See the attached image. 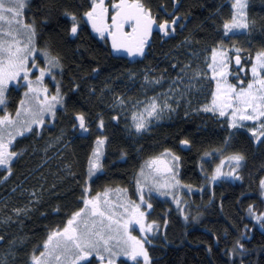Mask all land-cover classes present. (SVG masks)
Here are the masks:
<instances>
[{"label": "trees", "instance_id": "trees-1", "mask_svg": "<svg viewBox=\"0 0 264 264\" xmlns=\"http://www.w3.org/2000/svg\"><path fill=\"white\" fill-rule=\"evenodd\" d=\"M227 1L181 0L179 11L187 19L180 23L186 26H178L169 36L154 29L146 56L129 57L112 50L110 42L105 43L90 24L83 25L79 35L70 34L71 21L63 15V9L83 11L78 5L85 0H30L25 16L28 19L35 16L38 22L39 45H50L63 59V75L58 73L57 79L62 80L67 110L61 109L52 125L39 129V135H36L37 128L36 132L17 138L16 147L22 154L7 182L0 185V217L12 216L10 223L0 222V235L5 237L0 242V254L12 255L7 264H27L32 248L42 242L48 229L65 220L66 213L82 206L77 201L98 135L108 139L102 158L105 171L90 181L94 193L105 186H130L132 175L140 165L164 148H171L181 157L182 182L201 188L191 196L186 195L187 219L169 202L154 199L148 219L157 220L159 228L150 237L152 243L145 245L152 258L150 264H231L232 260L239 264L238 254L229 256L225 251L232 248L237 239L249 249L243 257L245 264H264V228L247 212L249 204L264 211V197L260 196L259 188V180L264 177V145L254 143L249 139L250 134L242 130L222 154L215 153L228 135L226 122L204 112H189L185 116L181 109L171 120L133 136L116 112L118 106H113L115 96L127 98L137 89L146 68L151 70V75L167 70V76L174 77L173 59L186 62L190 58L187 47L180 44L184 37L191 36L198 42L193 50L210 48L219 38L218 29L223 19L230 15L231 2ZM151 2L154 12L162 4H167L171 11L172 0ZM248 11L249 18L256 21L255 29L234 40L237 47L254 55L264 44V0H250ZM45 16L47 21L41 22ZM205 53L201 54L200 61ZM130 71L137 73L133 80ZM73 78L80 85L79 90L73 88ZM16 97L14 90L9 97L11 112L16 108ZM81 111L89 123L87 133L72 127L78 124L73 119L74 114ZM101 116L105 122L103 129L98 128ZM114 116L119 118L114 120ZM185 137L192 141L190 147L180 145L179 141ZM205 151L214 154L203 156ZM232 152H243L246 157L239 170L243 179L221 180L212 187L206 186L216 162ZM3 175L0 172V177ZM33 190L40 197L38 201H33L29 195ZM30 202L34 207L27 215L21 213L17 218L12 214L13 208H26ZM58 205L59 214L55 211ZM245 231L247 234L241 237V232ZM13 238L15 243L10 245ZM127 264L132 262L127 261Z\"/></svg>", "mask_w": 264, "mask_h": 264}, {"label": "snow or ice", "instance_id": "snow-or-ice-1", "mask_svg": "<svg viewBox=\"0 0 264 264\" xmlns=\"http://www.w3.org/2000/svg\"><path fill=\"white\" fill-rule=\"evenodd\" d=\"M29 3L30 0H0V169L4 172L0 179H6L13 173V165L22 154L16 147L17 138L36 132L35 126L43 128L46 122L51 124L61 109L67 110L62 80L57 79L58 73L63 75V59L50 45H39L38 22L35 16L31 19L25 16ZM249 6L250 0H231L230 15L223 19L218 29L219 38L210 48L193 50L198 42L191 36L184 37L180 44L187 47L190 58L186 62L173 59L174 77L167 76V70L151 75V70L146 68L142 73V99L131 100L123 95L114 97L113 106L125 108L130 104L131 122L127 125L130 129L141 133L153 120L158 121L177 112L183 104L186 105L185 116L189 115V110L203 111L226 122L228 135L222 147L214 150L215 153L222 154L231 146L232 138L242 130L250 134L249 139L254 143L264 145V44L253 55L237 47L234 40L251 34L255 29L256 21L249 18ZM78 7L83 11L63 9V15L70 18L69 32L72 36L79 35L83 25L90 24L92 31L105 43L110 39L112 50L124 52L129 57L146 56L154 29L169 36L176 32L178 26H186L180 23L187 19L179 11L181 0H172L171 11L167 4H162L154 12L151 0H85ZM47 19L45 16L41 22ZM205 52L209 55L204 56L201 62L200 56ZM41 58L42 65L38 62ZM92 71L98 72V69ZM136 76V72L130 71V78ZM47 78L55 82L54 92L45 82ZM206 78L215 85L210 91V99L199 107H193V91H203L202 81ZM21 88L24 91L13 114L8 108L9 97L12 91ZM73 88H80L75 78ZM157 88L160 91L157 92ZM149 91L153 92L151 96L147 95ZM118 118L113 117L114 120ZM73 119L78 121L72 125L73 128L89 132L84 112H76ZM104 127L101 116L98 128ZM107 139L103 135L95 138L88 158L86 180L77 201L82 206L66 213L65 220L48 229L42 242L32 248L28 264H127V261L150 264L152 258L145 245L152 243L149 235H154L159 228L157 220L148 219L153 209L152 201L155 194H159L172 197L177 206L181 204V199L174 192L182 185L178 178L181 157L171 148H164L158 155L144 161L135 176L136 199L128 195L127 188L120 186H105L93 194L90 181L105 171L102 158ZM179 143L187 148L192 141L185 137ZM213 154L205 151L203 156ZM245 160L243 152L223 156L209 179L213 182L242 180L239 170ZM225 161L229 163L228 172L222 171ZM67 167L71 168L70 165ZM70 174L75 176V173ZM187 187L190 189L192 186ZM259 188L260 196L264 197V177L259 180ZM29 195L33 201L40 199L34 190ZM33 207L30 202L26 208H13L12 214L18 218L21 213L27 215ZM55 211L59 214V205ZM247 212L264 228V211L249 204ZM184 215L187 219V213ZM11 220V215L0 217L4 224ZM137 226L142 237L133 234ZM246 234L245 231L240 235ZM4 239L0 235V242ZM20 239L22 243L23 237ZM12 243H15V238L10 245ZM225 251L229 256L238 254L241 257L239 264H245L243 257L249 249L241 239H237L233 247ZM0 264H7V259L0 260ZM231 264H236V261L232 260Z\"/></svg>", "mask_w": 264, "mask_h": 264}, {"label": "rangeland", "instance_id": "rangeland-1", "mask_svg": "<svg viewBox=\"0 0 264 264\" xmlns=\"http://www.w3.org/2000/svg\"><path fill=\"white\" fill-rule=\"evenodd\" d=\"M230 2H231V1H230ZM90 26H91V25H90ZM96 34H97V33H96ZM97 35H98V34H97ZM98 36H99V35H98ZM99 37H100V36H99ZM109 42H110V44H111L110 39H109ZM123 53H124V52H123ZM207 55H209V53H207V52H206L205 54L202 55L201 62L203 61L204 56H207ZM38 62L41 63V65H42V58H41L40 60H38ZM202 66H203V65H202ZM134 78H136V77H131L132 80H133ZM45 82L48 83L49 88H50V90H51V86H52V84H53L54 82L51 81L50 78H47ZM141 82H142V77H141V79H140V82H139V85H138L137 89H136L133 93L129 94V95L127 96V98H131V100H136V99H142V98H143V92L141 91ZM202 84H203V91H196V90L193 91V95H192V97H191V99H192V106H193V107H199L200 104L207 102V100L210 99V91H211V89L214 88V86H215V85H214V82H210L207 78H206L204 81H202ZM164 87L166 88V87H167V84H165ZM15 91L17 92V97H16V106H17V104H18V102H19V100H20V98H21V96H22L24 90L21 88V89H19V90H15ZM156 91L158 92V91H160V89L157 88ZM152 94H153L152 91H149V92L147 93V95H149V96H151ZM8 108H9V111H11L9 106H8ZM179 109H181L183 112H185V110H186V105H183V104H182V105L180 106ZM14 111H15V110H14ZM14 111H13V114H14ZM116 112L118 113V115H119V116L122 118V120L124 121V124H125L126 129H127V130L131 133V135H133V136H140L141 134H143V133H145V132H148L149 129H150L151 127H153V126H155V125H157V124L163 123V122H167V121L171 120V119L176 115V112H173L171 115H166V116H165L163 119H161V120H158V121H157V120H153V122L150 124V126H149V128H148L147 130H145V131H143V132H141V133H135L134 129H130V128L127 126V125L130 124V122H131V108H130V104L127 105V106H125V108H120V107H118V109L116 110ZM189 112H192V111L189 110ZM199 112H203V111H199ZM193 113H197V112H193ZM35 127H36V129L38 128V131H37V132H39L40 127H38V126H35ZM26 134H28V133H25V135H26ZM222 158H223V157H221V158L216 162V164H215L214 167H213V170L215 169L216 165L220 163V160H221ZM139 168H140V167H139ZM139 168H138L137 171L134 172L133 175H132V179H133V180H131V181H132V184H131L130 186L126 187V188L128 189V195L131 196L133 199H136V196H137V194H136V192H135V176H136V173L138 172ZM213 170H212V171H213ZM229 170H230L229 163H228V161H225L224 165L222 166V171H224V172H228ZM209 177H210V176H209ZM209 177H208V179H209ZM178 178L180 179V167H179V172H178ZM180 180H181V179H180ZM181 181H182V180H181ZM220 181H221V180H217V181H214V182H213V181H211V180L209 179L208 182H207V184H206V186L208 185V186L212 187V185H213L214 183H217V182H220ZM187 186H188L187 184H185V183L182 182V185H181V186H178V187L174 190L175 195L179 196V198L181 199V204H180L179 206H177V204L175 203V201H174V200L172 199V197H170V196H160L159 194H155V198L160 199V200H165V201L169 202L171 206H173L174 208L178 209L179 211H180V209H183V212L180 211V214H182L183 218H185V215H184V208H185V201L187 200V199H186V195H187V196H191L194 192H199V191H201V188L191 187V188L189 189ZM155 198H154V199H155ZM154 199H153V201H154ZM153 201H152V203H153ZM150 211H151V210H150ZM157 232H158V230H157ZM157 232H156V233H157ZM156 233H155V234H156ZM133 234L136 235V236H141V237L143 236V234L139 232L138 226H137L136 229L133 231ZM155 234H154V235H155ZM154 235H149V239H150V237H152V236H154ZM10 257H12V255H10V254H5V255L0 254V260H3V259L6 258V259H7V262H8V259H9ZM122 259L127 260V258H122ZM130 262H131V261H130ZM27 264H28V262H27ZM141 264H142V262H141Z\"/></svg>", "mask_w": 264, "mask_h": 264}, {"label": "flooded vegetation", "instance_id": "flooded-vegetation-1", "mask_svg": "<svg viewBox=\"0 0 264 264\" xmlns=\"http://www.w3.org/2000/svg\"><path fill=\"white\" fill-rule=\"evenodd\" d=\"M53 124V122L51 123V124H48V123H46V126H49V125H52ZM0 172H2V173H4L3 172V169H0ZM87 176V175H86ZM10 177V176H9ZM9 177H7L6 179H0V185H2V184H4L5 182H7V180L9 179ZM94 178V177H93ZM92 178V179H93ZM86 180V179H85ZM92 181V180H91ZM93 191V190H92ZM94 193V192H93Z\"/></svg>", "mask_w": 264, "mask_h": 264}]
</instances>
